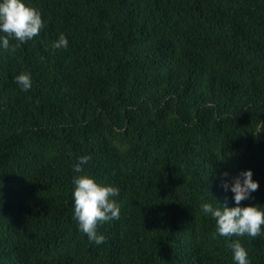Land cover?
Listing matches in <instances>:
<instances>
[{
	"label": "trees",
	"instance_id": "16d2710c",
	"mask_svg": "<svg viewBox=\"0 0 264 264\" xmlns=\"http://www.w3.org/2000/svg\"><path fill=\"white\" fill-rule=\"evenodd\" d=\"M28 2L44 28L0 50V264H235L229 239L264 264V232L214 239L200 208L231 206L220 173L249 168L241 203L264 206V0ZM89 154L84 171L121 189L100 245L73 216Z\"/></svg>",
	"mask_w": 264,
	"mask_h": 264
},
{
	"label": "clouds",
	"instance_id": "9594fccd",
	"mask_svg": "<svg viewBox=\"0 0 264 264\" xmlns=\"http://www.w3.org/2000/svg\"><path fill=\"white\" fill-rule=\"evenodd\" d=\"M46 24L42 12L32 6L28 0H0V50L12 51L27 41L33 40L40 34ZM54 49L68 47V38L60 32L52 42ZM14 80L21 91H28L33 87V77L30 71H20ZM91 158L89 155H79L77 163L72 167V205L73 216L78 229L86 234L89 242L96 245L103 244L107 237L99 231V226L105 221L118 219L120 204L116 197L121 189L114 184L99 181L95 176L84 171V165ZM221 187L225 192H231L233 204L213 203L202 200L200 208L206 215L216 221L212 238L224 237H256L264 232V206L259 204H242L241 201L253 199V193L259 187L255 180L254 171L241 169L235 175L227 170L220 173ZM228 177L227 179H223ZM235 264H251L249 252L240 239L227 240Z\"/></svg>",
	"mask_w": 264,
	"mask_h": 264
}]
</instances>
